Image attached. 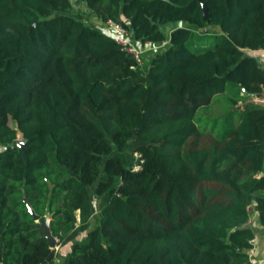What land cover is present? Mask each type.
<instances>
[{"label":"trees","instance_id":"16d2710c","mask_svg":"<svg viewBox=\"0 0 264 264\" xmlns=\"http://www.w3.org/2000/svg\"><path fill=\"white\" fill-rule=\"evenodd\" d=\"M81 1L164 47L143 72L73 0H0V264H54L48 213L68 264H251L264 0ZM215 97L223 114H205ZM90 187L108 194L97 222Z\"/></svg>","mask_w":264,"mask_h":264},{"label":"rangeland","instance_id":"374dc122","mask_svg":"<svg viewBox=\"0 0 264 264\" xmlns=\"http://www.w3.org/2000/svg\"><path fill=\"white\" fill-rule=\"evenodd\" d=\"M73 3L75 5V10H76L75 15L77 17L82 18L84 21H86L88 24H90L92 26H100L101 27V25H98L97 23H95L92 20L95 13L87 7L86 3H84L81 0H73ZM176 26H174V27H176ZM174 27L170 26V27H168L169 28L168 30H173ZM165 28H167V27H165ZM163 47H164V45H155L154 49L146 52V55H145L146 59H145L144 63L142 64V66L140 67L143 72L148 71V68L150 66L149 63L151 62L153 56L155 54H157L159 50L163 49ZM243 105H244V103L241 104V106H243ZM224 110H225V104L221 101H218L215 97V102H213L210 109L204 110V113L208 114V115H212V116H218V115H222ZM11 124L15 126V122L11 121ZM20 141L21 142L23 141L22 137H20ZM116 154H118V153H116ZM120 155L122 156L124 163L127 167H132L133 164H135V162L137 160V156H136V150H135V145H134L133 141L128 144L126 151L123 153H120ZM261 175H262V173L259 174V176H261ZM90 190H91L92 197H94V199H95V197L99 198L96 200L97 203H99L100 199L103 200V202L101 201V204H100V207H103L107 203L108 194H105L103 196H98L94 192V187H90ZM249 209H250V214H251L249 223L256 230V238L254 241L255 250H252L251 253H252V256L254 257V259H255V256L258 257L259 263L263 264L264 258L262 257V255H263L264 249H263L262 243L264 242V225H262L261 222L259 221L256 204L253 203L252 205H250ZM100 211H101V208L99 209L98 214ZM98 214L95 213L96 218H98ZM78 218H79V214L77 213V220H78ZM254 251H255V253H254ZM256 261H257V258H256Z\"/></svg>","mask_w":264,"mask_h":264},{"label":"built area","instance_id":"2783aa9c","mask_svg":"<svg viewBox=\"0 0 264 264\" xmlns=\"http://www.w3.org/2000/svg\"><path fill=\"white\" fill-rule=\"evenodd\" d=\"M100 25L103 29H106L112 32L114 39L116 40L118 44H120V46L122 47V50L132 54L135 57L139 66H142V64L144 63L146 59L145 58L146 52L154 49V46L156 45L155 43L150 42V41L144 44L136 42L132 38L131 32L128 31V29L125 28L122 24L114 20H108L105 22L101 21ZM256 53H257V56L261 64H264V48L258 49ZM261 101L263 102L264 100H261ZM136 156H137V160L131 168L133 171H140L142 169L144 158L142 154L138 153L137 151H136ZM250 254H251V264H255L254 263L255 259L252 256L251 252Z\"/></svg>","mask_w":264,"mask_h":264},{"label":"crops","instance_id":"0c3cea01","mask_svg":"<svg viewBox=\"0 0 264 264\" xmlns=\"http://www.w3.org/2000/svg\"><path fill=\"white\" fill-rule=\"evenodd\" d=\"M92 20L97 23L98 25H100V22L101 20H99L95 15L94 17L92 18ZM254 52H257V51H254ZM4 147L0 145V151L3 149ZM93 199V219L97 222V218H96V215L95 213L98 214V211L100 208V204H101V201L103 202L102 199H100L99 203L96 202L97 197H92ZM79 214V212H78ZM78 222H80V216L78 218ZM85 235V234H84ZM81 236H83V234H81ZM262 246H263V249H264V242L262 243ZM54 249H56V258H55V262L54 264H68L70 258L72 257L73 255V252H72V248H71V244H66V245H57ZM254 250H255V246H254ZM255 253V251H254ZM262 257L264 258V250H263V255ZM256 258H257V261H256ZM258 262V263H257ZM255 264H260L259 263V260H258V257L255 256ZM264 264V262H263Z\"/></svg>","mask_w":264,"mask_h":264},{"label":"water","instance_id":"95a60500","mask_svg":"<svg viewBox=\"0 0 264 264\" xmlns=\"http://www.w3.org/2000/svg\"><path fill=\"white\" fill-rule=\"evenodd\" d=\"M204 6L205 14L207 15V9L206 6ZM18 145L25 149V142L19 141ZM31 212L34 214V217L36 220L39 221V216L35 214L32 208H30ZM51 214L48 213L47 218L45 221H40V227L43 230L44 236L48 239L51 248H55L57 246V239L54 237L52 230H51V224H50Z\"/></svg>","mask_w":264,"mask_h":264}]
</instances>
